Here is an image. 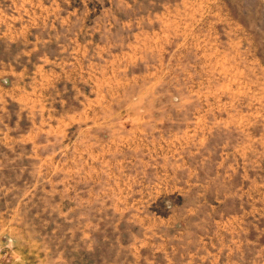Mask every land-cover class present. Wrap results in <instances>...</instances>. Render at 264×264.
Segmentation results:
<instances>
[{
	"label": "rangeland",
	"instance_id": "374dc122",
	"mask_svg": "<svg viewBox=\"0 0 264 264\" xmlns=\"http://www.w3.org/2000/svg\"><path fill=\"white\" fill-rule=\"evenodd\" d=\"M0 264H264V0H0Z\"/></svg>",
	"mask_w": 264,
	"mask_h": 264
}]
</instances>
